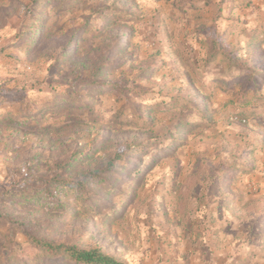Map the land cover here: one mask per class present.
Instances as JSON below:
<instances>
[{
    "label": "rangeland",
    "instance_id": "374dc122",
    "mask_svg": "<svg viewBox=\"0 0 264 264\" xmlns=\"http://www.w3.org/2000/svg\"><path fill=\"white\" fill-rule=\"evenodd\" d=\"M238 2L0 0V264H67L29 254L37 240L103 247L128 264L181 223L174 212L188 219L211 207L215 226L224 209L235 210L237 185L264 173V107L252 109V90L260 84L264 93V81L225 88L216 80H226L221 57L206 62L220 32L264 72V10L257 0ZM96 81L161 97L105 94ZM59 89L72 100L50 103ZM162 98L183 107L152 110ZM112 159L125 163L107 185L92 183L90 203L74 191L57 193L62 205L32 201L45 181H79Z\"/></svg>",
    "mask_w": 264,
    "mask_h": 264
},
{
    "label": "trees",
    "instance_id": "16d2710c",
    "mask_svg": "<svg viewBox=\"0 0 264 264\" xmlns=\"http://www.w3.org/2000/svg\"><path fill=\"white\" fill-rule=\"evenodd\" d=\"M50 4L62 6L68 3L70 0H48ZM213 30V27H209V32ZM255 33V32H253ZM252 33V35H253ZM254 37V36H251ZM254 45V47H256ZM253 47V46H252ZM250 51H243L242 49H234L230 44L227 43L225 36H222L220 32H217L216 36L211 40L209 45V54L207 63L216 62L221 57V63L225 64L227 70L225 72L226 80L222 76L216 77L218 82L224 84L225 88H233L239 84H243L246 78L250 79V82L262 78L264 81V72L257 70L253 66V60L249 58ZM235 71V74L233 73ZM93 85H97V90L105 94L115 93L123 97H134L141 100H152L160 98L161 95L157 94L156 91L139 90L137 88H129L119 83H108V82H92ZM263 83V82H262ZM260 84L252 90L253 100L252 109L259 110L264 107V93L261 91ZM249 94V88L246 85V89L239 93L241 96V108L245 109L248 107L247 96ZM72 100V96L65 90H56L54 96L49 99L50 103H68ZM251 103V102H250ZM154 108L152 110H168L172 111L174 108L181 109L183 103L180 100H167L162 98L161 101H157L151 104ZM88 105H78L85 110ZM191 111V109H190ZM202 122L208 126H212L207 115L200 112ZM190 114H186L184 121L186 124L193 125L194 120L191 119ZM141 157H144L147 153L144 147H139L136 151ZM79 154L73 156L72 160L68 163H72L73 166L79 161ZM83 156V155H82ZM119 159L120 158L119 156ZM120 163L124 164L125 160L118 162L116 159H112L104 167L96 168L90 172L83 174V179L79 181H69L64 179L62 176L54 177L49 181H45V186L40 194L37 195L33 202H39L42 199L47 201V204L57 203L62 205L57 199V193H67L74 191L77 195H83L87 202H91L94 198V192H92V183L98 182L99 184L107 185L109 180L113 178L117 169H120ZM143 171V169L141 170ZM101 202V201H100ZM115 211V210H114ZM116 214V212H114ZM24 249L23 251H25ZM29 254H36L42 256L39 261L46 262L49 259H61L67 264H126L119 257L109 253L103 247H85L77 242L57 243L54 241L37 240L29 246ZM40 262V263H41Z\"/></svg>",
    "mask_w": 264,
    "mask_h": 264
},
{
    "label": "crops",
    "instance_id": "0c3cea01",
    "mask_svg": "<svg viewBox=\"0 0 264 264\" xmlns=\"http://www.w3.org/2000/svg\"><path fill=\"white\" fill-rule=\"evenodd\" d=\"M257 1L264 10V0ZM238 3L235 0V6L241 7ZM218 9L221 14L225 11L223 5H218ZM237 187L241 195L232 196L233 212L223 208L226 212L223 222L220 220L213 226L208 221L211 207L199 212L196 207L188 219L174 212L172 219L177 218L181 223L160 230L155 245L143 249L144 253L128 264H264V173L243 180ZM249 188L252 194H245L244 190Z\"/></svg>",
    "mask_w": 264,
    "mask_h": 264
}]
</instances>
